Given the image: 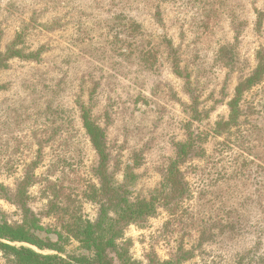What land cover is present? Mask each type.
Masks as SVG:
<instances>
[{
    "label": "rangeland",
    "instance_id": "374dc122",
    "mask_svg": "<svg viewBox=\"0 0 264 264\" xmlns=\"http://www.w3.org/2000/svg\"><path fill=\"white\" fill-rule=\"evenodd\" d=\"M0 55V222L59 251L3 243L93 258L74 233L109 200L83 108L130 201L192 143L174 202L120 226L111 264H264V74L222 126L264 60V0H0Z\"/></svg>",
    "mask_w": 264,
    "mask_h": 264
},
{
    "label": "trees",
    "instance_id": "16d2710c",
    "mask_svg": "<svg viewBox=\"0 0 264 264\" xmlns=\"http://www.w3.org/2000/svg\"><path fill=\"white\" fill-rule=\"evenodd\" d=\"M14 55V53L10 54ZM0 55V59H1ZM263 58H258L257 67L252 75L244 82L238 84L235 88L234 98L229 102V116L228 121L222 126H229L237 120L239 114V104L244 91L251 89L261 81L264 74ZM83 126L88 135L90 142L99 157V170L104 181L103 193L108 196L107 206L102 205L100 215L95 224L89 222H79L76 227V239L84 246L86 250L92 249L94 256L92 259L79 260L78 262L68 261L57 255L37 253L27 247L11 246L3 243L5 240L11 243H28L41 251H59L54 245L43 242L36 238L31 232L27 224L19 226H10L7 223L0 222V251L3 254L14 258L15 264H111L107 258L106 249L112 248L114 245L115 236L118 234V228L122 225L133 224L140 220L149 217L155 213L156 205H169L174 202L173 199L164 195L165 192L177 193L182 189L183 183L179 177V171L176 167L177 163L181 161L192 149L191 141L178 145L177 159L170 166L167 178L161 186L156 195L145 200H128L124 187H108L105 175L106 154L104 150L103 134L98 126L94 125L89 120V113L82 108ZM24 185L25 183L22 182ZM172 194V193H171ZM182 196V193L179 194ZM177 198V197H176ZM111 213L112 216L109 215ZM32 227V226H30Z\"/></svg>",
    "mask_w": 264,
    "mask_h": 264
}]
</instances>
